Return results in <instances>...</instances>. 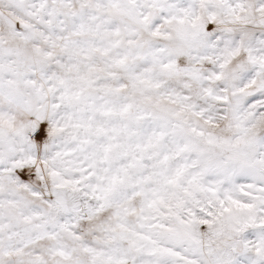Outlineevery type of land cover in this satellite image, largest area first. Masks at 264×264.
Listing matches in <instances>:
<instances>
[{
  "label": "snow or ice",
  "instance_id": "6c2138e0",
  "mask_svg": "<svg viewBox=\"0 0 264 264\" xmlns=\"http://www.w3.org/2000/svg\"><path fill=\"white\" fill-rule=\"evenodd\" d=\"M0 264H264V0H0Z\"/></svg>",
  "mask_w": 264,
  "mask_h": 264
}]
</instances>
